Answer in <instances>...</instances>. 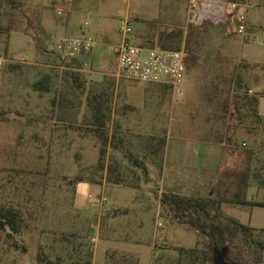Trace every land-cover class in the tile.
<instances>
[{
    "label": "rangeland",
    "instance_id": "1",
    "mask_svg": "<svg viewBox=\"0 0 264 264\" xmlns=\"http://www.w3.org/2000/svg\"><path fill=\"white\" fill-rule=\"evenodd\" d=\"M20 2L25 18L18 11L0 18V55L4 57L0 112H6L0 115V204L21 209L27 229L18 236L23 241V252L11 253L3 264H14L13 259L18 262L15 264H34L38 254L66 259L64 247L75 238L70 236L73 232L84 236L86 244L91 242L89 222L97 218L100 206L90 207L87 212L91 218H81L74 207V191L77 178L82 176L90 182L101 162L102 142L86 128L91 115L87 103L89 100L91 104L94 94L108 98V105L118 114L117 124L108 122L109 134L123 138L126 150L148 167L144 174L132 161L123 160L127 180L139 184L138 194L143 200L147 197L148 212L143 220L151 242L150 253L162 248V253L174 257L178 247H201L203 238L173 219L160 202L166 185L162 182L160 156H150L148 139H166L164 159L170 147V167L173 162L191 159L188 150L196 141H202L204 134H224L229 101L243 98L248 86L259 97L264 111V0L259 12L261 26L253 35L250 29L245 36L237 34L231 20L222 25L196 26L189 40L186 32L182 50L188 52V70L182 94L165 85L119 76L113 47L121 39V20L127 15L134 27L132 40L138 45L143 43L141 35L148 34L154 24L158 31L179 26L187 30L185 0H113L91 16H76L78 33L73 36L56 29L63 19L58 12L65 9L67 0H47L51 8L47 12L36 11L34 0ZM69 2L75 4V0ZM46 13L51 18L44 25L41 18ZM87 20L89 25L84 24ZM68 37H91L98 54L67 61L76 64L72 69L79 73L76 82L66 73L71 69L44 52L56 49ZM22 58L27 63L20 62ZM16 64L21 67L13 68ZM45 74L52 75L50 92L34 91L32 85ZM125 103L137 109L128 117L122 116ZM242 118L246 129L256 120L250 111ZM257 123L255 134L263 136L264 123ZM245 134L241 133L242 140L247 138ZM109 158L122 160L112 148L108 149L107 162ZM95 178L100 179V175ZM182 191L193 197L208 196L205 188ZM133 205L131 198L124 204ZM229 207L226 204V209ZM106 208L120 206L111 198ZM249 212L253 213L252 225L264 228V208H250ZM237 245L244 253L243 263L253 260L254 252L243 241L237 240ZM97 264H103L102 257ZM143 264L150 261L144 260Z\"/></svg>",
    "mask_w": 264,
    "mask_h": 264
},
{
    "label": "crops",
    "instance_id": "2",
    "mask_svg": "<svg viewBox=\"0 0 264 264\" xmlns=\"http://www.w3.org/2000/svg\"><path fill=\"white\" fill-rule=\"evenodd\" d=\"M69 1L72 0H67L65 9L58 12L63 15V19L56 29L62 34L73 36L78 33L76 16H91L113 0H75L74 5ZM33 7L40 12H47L51 9L47 0H34ZM261 10V0H253L249 10L251 12H249L250 35H253V31L261 26V14L259 13ZM50 18L51 16L47 13L42 15L43 24L45 25V22ZM88 23L90 24V21L87 20L84 24L89 25ZM89 54L94 57L98 55L94 49ZM89 54L82 56V59L88 57ZM245 56L247 58V55ZM254 92L252 87L248 86L247 95L252 96ZM237 93H239V89H237ZM124 108L122 116L125 117L137 110L130 103H125ZM249 108L243 98L239 96L229 101V106L226 108L229 119L224 134L215 132L204 134L202 141H196L192 149L188 150V153L192 155L191 159L173 162L168 167L170 147L167 149L168 152L162 165V182L163 185H166V192L188 196L189 194L182 190L205 188L208 191V196L222 200L264 202V187L256 179L257 175H264V135L255 134L258 130V120H254L252 126L246 129L242 117L249 112ZM108 115L109 121L117 124L118 114H116L115 108L112 110L110 107ZM258 115L264 118L261 101L258 105ZM245 132L247 138L242 140L240 135ZM139 189L108 184L105 181L102 183L78 182L74 191V207L78 212H81L79 213L80 217L89 218L90 215L87 211L92 206L99 205L100 210L97 218L89 222L90 230L88 231L90 239H92L91 242L88 241L86 244L84 236H80L76 232L71 233L70 236L75 238L69 240L70 242L64 247L68 252L66 259L58 257L61 264H87L88 258L85 255L87 247H91L93 250L91 264H97L99 256L103 258V264H107L110 253H115L116 257L123 261V264L129 263L131 260L143 264L147 259L150 264H154L156 257L163 250L159 248L158 252L150 253L149 251L151 242L147 237V228L143 220L144 215L148 212V206L145 204L147 197L143 200L138 194ZM111 198L120 208H106ZM128 198L133 199V207L124 206ZM226 204L230 206L228 209H226ZM256 207L225 202L222 204V212L225 216L236 218L244 224L258 228L252 225L253 213L249 212L250 208ZM155 225H157V221ZM181 226L191 230L188 226Z\"/></svg>",
    "mask_w": 264,
    "mask_h": 264
},
{
    "label": "trees",
    "instance_id": "3",
    "mask_svg": "<svg viewBox=\"0 0 264 264\" xmlns=\"http://www.w3.org/2000/svg\"><path fill=\"white\" fill-rule=\"evenodd\" d=\"M21 8L22 3L20 0H0V18L7 12L14 13L16 11L25 18ZM197 29L196 26L189 25L187 30L184 26H179L178 28L168 29L167 31H158V26L154 24L148 34L141 35L143 42L141 45L169 50H181L186 32L189 40ZM44 52H48L52 58L61 62L65 68L71 69L66 73L72 76L75 82L79 79V73L72 71L76 65L77 58H66L53 49L45 50ZM187 55L188 52H186V57ZM70 60L75 62L67 63ZM12 67L19 68L21 65L16 64ZM51 80L52 75L45 74L42 79L32 85V88L34 91L41 93L50 92ZM166 87L170 88L169 86ZM243 101L250 107V115L254 116L259 122L264 123V118L258 115L259 97L256 95L249 96L246 93L243 96ZM108 103V98H104L103 94L100 96L94 94L91 104L89 100L87 103L91 115L86 128L96 133L94 135L101 140L103 145L101 149V162H99L92 172L93 178L90 182L102 183L104 179L108 184L139 189V184H134V182L127 180L123 160L129 159L132 161L136 167L143 170L144 174L147 173L148 167L142 159L126 150V144L123 138H119L116 134H109L108 114L110 106ZM3 114H6V112H0V115ZM148 142L152 146V148L150 147L148 149L150 156H160V166L162 167L166 139L152 136L148 139ZM109 148H112L120 154L122 160L118 158H112L111 160L109 158L107 162ZM95 175H100V179H96ZM256 179L264 187V175H257ZM82 181L86 180L82 176H79L77 182ZM160 202L168 208L169 214L173 219L179 220L195 230L203 238V243L201 247H178L175 249L177 255L174 257L162 253L156 257L154 264H264V228H254L240 222L236 218L225 216L222 212V204L225 202L263 208L264 202L222 200L212 196H181L171 192H164ZM25 229H27V223L21 209L12 205L0 204V264L7 261L11 253L23 252V241L18 236L22 235ZM237 240L243 241L254 252L253 260L250 262H242L241 256L244 253L242 251L240 252L241 249L237 245ZM85 253L88 258L86 261L87 264H91L93 255L92 248L87 247ZM60 261V258L53 260L47 255L38 254L34 264H61ZM16 262L17 260L13 259V263L15 264ZM107 264H123V261L117 258L115 253H110ZM127 264H139V262L131 260Z\"/></svg>",
    "mask_w": 264,
    "mask_h": 264
},
{
    "label": "built area",
    "instance_id": "4",
    "mask_svg": "<svg viewBox=\"0 0 264 264\" xmlns=\"http://www.w3.org/2000/svg\"><path fill=\"white\" fill-rule=\"evenodd\" d=\"M251 3L252 0H186V24L222 25L231 20L236 24L237 34L245 36ZM133 31V23L127 15L121 20V39L113 47L119 76L135 82L169 86L175 93L182 94L188 70L185 51L138 45L132 40ZM94 45L91 37L64 38L55 51L66 58H80L89 54ZM261 45L264 46V41ZM3 62L4 57L0 55V68ZM20 62L27 63L23 58Z\"/></svg>",
    "mask_w": 264,
    "mask_h": 264
}]
</instances>
